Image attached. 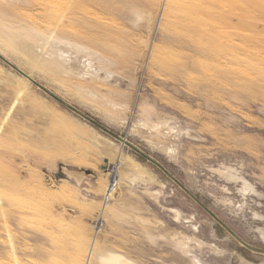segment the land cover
<instances>
[{
  "label": "rangeland",
  "instance_id": "374dc122",
  "mask_svg": "<svg viewBox=\"0 0 264 264\" xmlns=\"http://www.w3.org/2000/svg\"><path fill=\"white\" fill-rule=\"evenodd\" d=\"M122 261L264 264V0H0V264Z\"/></svg>",
  "mask_w": 264,
  "mask_h": 264
},
{
  "label": "bare ground",
  "instance_id": "6f19581e",
  "mask_svg": "<svg viewBox=\"0 0 264 264\" xmlns=\"http://www.w3.org/2000/svg\"><path fill=\"white\" fill-rule=\"evenodd\" d=\"M112 171H114V166H113V169H112ZM111 177V176H110ZM113 179H112V181H109V187H108V189H109V193L111 192H113L115 189H116V187H117V182H119V180H117V178H116V176H113L112 177ZM121 182V181H120ZM110 193V194H111ZM121 264H125L124 263V261H122L121 262Z\"/></svg>",
  "mask_w": 264,
  "mask_h": 264
},
{
  "label": "trees",
  "instance_id": "16d2710c",
  "mask_svg": "<svg viewBox=\"0 0 264 264\" xmlns=\"http://www.w3.org/2000/svg\"><path fill=\"white\" fill-rule=\"evenodd\" d=\"M97 125V123H95Z\"/></svg>",
  "mask_w": 264,
  "mask_h": 264
}]
</instances>
